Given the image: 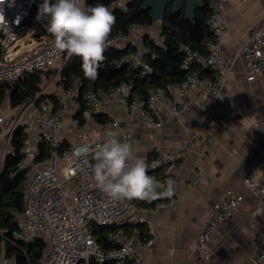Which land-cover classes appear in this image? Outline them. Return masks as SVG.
Wrapping results in <instances>:
<instances>
[{
	"label": "built area",
	"instance_id": "2783aa9c",
	"mask_svg": "<svg viewBox=\"0 0 264 264\" xmlns=\"http://www.w3.org/2000/svg\"><path fill=\"white\" fill-rule=\"evenodd\" d=\"M226 2L227 0H210L211 12L206 25L213 40L207 44V53L187 44L181 47V67L186 71L182 81L155 88L145 99H141L131 97L132 87L127 82H121L108 90L82 91V83L74 79L67 87H60L54 93V100L46 99L36 104V98L44 93L42 89L34 99L14 108V111L19 112L10 118L7 128L2 127L7 119L0 114V138H5L7 144L17 127H23L27 136L18 165L19 169L27 171L22 181V218L17 222L12 237L14 240L27 242L31 240L32 234H42L49 247L39 262L143 264L138 251L141 244L138 234L136 231L128 233L126 230L127 226L134 223L130 213L136 207L135 201L112 200L97 186L92 173L95 162L90 163L87 155L97 150L106 140H91L86 131L94 117L101 113L105 102L116 103L124 110L134 112L142 124L155 127L157 105L165 98L169 100V110L174 114L189 110L190 105L185 98L193 88L199 89L200 101L209 98L214 100L219 95L228 71L221 54L223 10ZM79 3L84 8V0H79ZM111 6L127 10L126 0H113ZM0 11L8 25V29L6 26L0 27V87L22 82L32 74L50 70H57L58 74L69 55L64 56L63 52L55 49L54 37L47 32L46 17L37 19V0H4ZM138 30L139 27L132 25L129 36L115 34L108 38L107 46L122 49L131 43L136 49V53L131 56L132 64L140 68L141 75H146L152 68L142 61V54L148 52V49L143 47L142 34H138ZM29 33L35 38L36 47L16 56L18 47H13L14 44ZM151 40L154 45L165 48L164 39L159 33L151 36ZM7 51H13L16 57H7ZM240 54L249 80L264 77V26L252 31L249 39L240 47ZM126 58L128 56H124ZM59 61L63 63L57 68ZM197 65L211 68L214 79L200 77L192 70ZM25 115L29 118L27 122L23 121ZM69 125L83 131L76 143L62 148L57 135ZM113 125H117V122H113ZM258 131L261 141L239 164L236 177L245 187L247 195L260 199L264 196V127L259 125ZM131 139L129 132L120 137L121 142L132 146ZM39 142L47 143L52 149L50 156L40 162L37 161ZM77 149L81 150L78 157L74 155ZM187 150L157 156L149 164L148 174L152 176L150 171L181 159ZM8 152L9 149L6 154ZM60 162L63 165L61 169L66 173L63 182L58 180ZM241 201L240 196L229 192L223 201L213 207L192 246L197 262L206 257L208 243L214 238L220 224L238 210ZM95 226L113 228V232L107 237L112 245L110 248L103 249L98 244L94 236ZM0 264H5L2 257ZM253 264H264V247Z\"/></svg>",
	"mask_w": 264,
	"mask_h": 264
},
{
	"label": "crops",
	"instance_id": "0c3cea01",
	"mask_svg": "<svg viewBox=\"0 0 264 264\" xmlns=\"http://www.w3.org/2000/svg\"><path fill=\"white\" fill-rule=\"evenodd\" d=\"M223 24L221 54L228 71L214 100L200 101L199 89L193 88L185 98L189 110L174 114L165 98L157 105L155 127L142 124L134 112L105 102L100 114L107 123L94 120L86 131L91 140H107L109 132L117 133L120 140L129 132L134 156L148 166L159 155L188 149L181 159L153 171L152 176L165 187L168 180L174 181L173 194L159 198L154 208L136 205L130 213L134 223L127 226V232L136 231V224L142 223L151 234L149 242L138 246L143 264H253L264 247V196L247 195L236 177L239 164L261 141L258 126L264 127V77L249 80L240 54L252 31L264 26V0H227ZM145 32L157 35L159 22L137 31ZM50 81L42 88L45 94L60 89L58 86L55 92H47L53 84ZM82 131L69 125L57 137L70 146ZM229 192L242 198L241 205L220 224L207 245L206 257L197 262L192 252L194 240L213 207ZM21 218L22 212L17 222ZM35 238L47 243L39 233L32 234L27 242ZM4 261L14 264L8 258Z\"/></svg>",
	"mask_w": 264,
	"mask_h": 264
},
{
	"label": "trees",
	"instance_id": "16d2710c",
	"mask_svg": "<svg viewBox=\"0 0 264 264\" xmlns=\"http://www.w3.org/2000/svg\"><path fill=\"white\" fill-rule=\"evenodd\" d=\"M113 0H84V9L97 4H103L109 8L115 17V23L108 38L115 34L122 33L129 36V29L132 25L139 28H149L154 21L151 19V11H140L139 6L145 0H126L127 10L111 6ZM204 6L195 9L194 22L185 20L183 10L179 13L171 12V5L165 9L164 18L159 22V34L164 39L165 48L156 46L152 43L149 33H142V45L148 52L142 54V61L148 64L152 71L146 75H141V70L133 66L132 55L136 49L131 43L124 48L107 46L104 51V60L100 62L97 69L98 75L95 79L84 76L82 70V60L77 56H69L68 61L57 74V70H50L43 73L30 75L22 82L4 84L0 87V106L7 99L9 107L14 109L23 106L30 99L42 90L44 79L51 80L56 74L57 84L61 88L67 87L74 79L82 83V91L91 89L108 90L109 88L127 82L132 87L131 97L145 99L149 92L158 87H165L169 83L182 81L186 71L182 69L183 45H190L195 50L207 53V44L213 40L208 31L206 20L211 12L210 0H203ZM55 3V0H50ZM67 56V52H63ZM124 56L128 58L124 59ZM193 71L200 77L214 79V71L211 68L193 66ZM51 99L54 94H41L35 102ZM101 114L94 117L99 124L107 123L106 119L101 118ZM83 124V122H81ZM23 127H17L13 132L9 142V152L5 155L0 166V254L4 258L11 259L14 264H36L44 254L46 244L42 239L35 238L31 242L17 241L12 237L13 231L17 228V216L23 210V189L22 181L27 173L26 170H19V162L22 159V147L26 139ZM62 148L66 147L64 143ZM40 151L37 161H43L52 153L51 147L44 142H39ZM159 167L156 170L163 168ZM154 171V170H153ZM150 171V174H153ZM156 179V178H155ZM139 207L154 208L160 200L151 202L134 199ZM133 225V224H132ZM113 232L112 227L95 226L94 236L96 241L103 249H108L112 245L107 241L109 234ZM136 232L142 243L151 240L148 228L142 224H136ZM113 264V263H105Z\"/></svg>",
	"mask_w": 264,
	"mask_h": 264
},
{
	"label": "clouds",
	"instance_id": "9594fccd",
	"mask_svg": "<svg viewBox=\"0 0 264 264\" xmlns=\"http://www.w3.org/2000/svg\"><path fill=\"white\" fill-rule=\"evenodd\" d=\"M4 0H0V5ZM49 16L47 32L54 37V47L69 56L82 60L84 76L95 79L108 37L115 23L112 12L103 4L90 6L86 10L79 0H43L37 19ZM8 25L0 11V27ZM9 31V30H8ZM10 33V32H9ZM108 139L93 155L92 167L97 186L112 200H141L151 202L174 192V181L168 180L167 187L148 174V165L136 158L132 146L116 138L117 133L109 132ZM81 150L74 153L79 156ZM162 189V191H158Z\"/></svg>",
	"mask_w": 264,
	"mask_h": 264
},
{
	"label": "rangeland",
	"instance_id": "374dc122",
	"mask_svg": "<svg viewBox=\"0 0 264 264\" xmlns=\"http://www.w3.org/2000/svg\"><path fill=\"white\" fill-rule=\"evenodd\" d=\"M43 3V0H37V4H39V6ZM34 37L32 36V34H25L24 36H22L20 39H18V41L14 44L13 47H18L17 48V54L16 56H20L24 53H26L29 49L31 48H35L36 47V44H35V41H34ZM13 51H7V57H16L13 55L12 53ZM63 62L59 61L57 62L56 64V67L59 68L61 65H62ZM52 85L47 88V92L49 91H53L55 92L57 87H58V84H57V78L55 77L54 79H52ZM49 79H44L43 83H42V88L44 86H46L48 83H49ZM19 112V111H18ZM16 111H13L9 108L8 106V103H7V99L4 100V103L3 105L1 106V109H0V113L7 119L6 123L2 126L3 128H7L10 124V118L12 116H16V114L18 113ZM24 122H27L29 121V118L28 116H24V119H23ZM0 166L2 164V161H3V158H4V155L6 154L7 152V149H9V144H7L6 142V139L5 138H2L0 140ZM63 165L61 164L60 162V168H59V171H58V180L60 182H63L66 178V173L61 169ZM48 243H46V248H48ZM3 260H5V258L3 257Z\"/></svg>",
	"mask_w": 264,
	"mask_h": 264
},
{
	"label": "water",
	"instance_id": "95a60500",
	"mask_svg": "<svg viewBox=\"0 0 264 264\" xmlns=\"http://www.w3.org/2000/svg\"><path fill=\"white\" fill-rule=\"evenodd\" d=\"M168 5H171L172 13H179L183 10V17L185 20L194 22L195 18V9L202 8L204 6L203 0H145L140 6V11H151V19L154 22H160L165 15V9ZM46 21L49 23L50 17L45 16ZM96 151V150H95ZM95 151L89 153L87 155V159L90 163L95 162L93 159V155ZM22 170L19 169L17 173H20ZM158 191H162V189H158ZM36 264H43L41 262H37Z\"/></svg>",
	"mask_w": 264,
	"mask_h": 264
}]
</instances>
